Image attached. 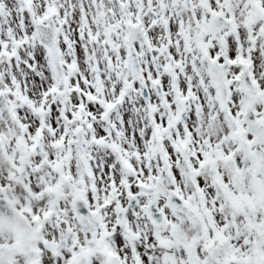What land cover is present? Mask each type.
<instances>
[{
    "label": "snow or ice",
    "instance_id": "snow-or-ice-1",
    "mask_svg": "<svg viewBox=\"0 0 264 264\" xmlns=\"http://www.w3.org/2000/svg\"><path fill=\"white\" fill-rule=\"evenodd\" d=\"M0 264H264V0H0Z\"/></svg>",
    "mask_w": 264,
    "mask_h": 264
}]
</instances>
